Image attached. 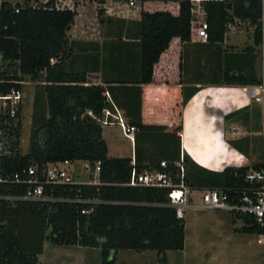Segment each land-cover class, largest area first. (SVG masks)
Returning <instances> with one entry per match:
<instances>
[{"label": "trees", "instance_id": "trees-1", "mask_svg": "<svg viewBox=\"0 0 264 264\" xmlns=\"http://www.w3.org/2000/svg\"><path fill=\"white\" fill-rule=\"evenodd\" d=\"M55 4L53 0L46 3L40 0H23L14 4L0 2V93L21 90L23 76H29L31 80L41 82L45 102V113L33 116L27 154L19 152L20 120L9 132L11 153L0 157V179H9L29 166L40 169L48 163L64 160L99 161V185L54 188L53 194L66 198L78 195L98 199L101 203L93 206L88 215H81V205L9 202L0 198V264H40L39 256L46 242L58 247L96 249L101 264H115V255L120 251L155 252L164 262L167 252L184 250L185 221L178 219L175 210L168 206L167 189L129 187L126 184L132 170L136 173L164 170L160 168L161 161L171 165L180 156L174 159L164 156L166 153H159L157 148L163 139H158L159 133L143 131L138 116L130 121V126L137 130L134 159L108 157L103 128L97 119L103 118L104 110L111 113L110 110L116 107L112 93L114 87L105 89L101 85H85V73L68 68L76 47L67 36L77 15L76 3L73 9H61ZM263 11L262 0L208 2L206 42L223 43L228 25L241 21L247 22L253 30V46H262ZM96 12L102 24V10ZM137 26L141 83H149L154 66L161 54L168 50L171 41L174 38L181 43L191 41V4L188 0H144ZM6 65L13 72L2 71ZM228 82L245 85L247 79L238 73L235 77H228ZM262 82L264 78L251 83L260 86ZM107 92L109 100L105 96ZM88 111L95 118L89 116ZM183 162L187 168L190 160L183 156ZM170 168L175 173L174 168ZM263 169L262 165H255L251 168L226 167L219 174L208 173L206 176L191 173L190 176L186 174L185 183L192 188L208 182L212 187L226 191H242L251 187L246 179L248 172ZM25 190L23 185L0 183V196H22ZM45 192H49L48 187ZM113 202L117 204H111ZM251 221V217L244 219L245 224ZM236 232L264 233L246 225Z\"/></svg>", "mask_w": 264, "mask_h": 264}, {"label": "crops", "instance_id": "crops-1", "mask_svg": "<svg viewBox=\"0 0 264 264\" xmlns=\"http://www.w3.org/2000/svg\"><path fill=\"white\" fill-rule=\"evenodd\" d=\"M70 1L73 6L76 3V8L81 3ZM96 4V11L102 10L104 20L99 26L100 36L88 33L83 38L71 37L80 13L76 9L74 24L67 33L69 42L76 46L68 68L85 73V85L114 87L116 107L110 110L112 117L108 118L114 124L102 128L118 127V120L130 125L131 119L139 116L143 131L159 133L158 139H163L157 148L159 153L174 159L178 155L189 158V176L219 174L226 167H264V116L261 105L248 92V88L258 86L251 83L253 80L264 78V43L254 47L252 39H229L226 35L223 43L200 42L195 38L181 43L174 38L154 66L151 82L141 83L136 36L141 5L130 10L128 4H120L119 0ZM238 73L247 79V84H229L228 77ZM105 96L109 100L108 92ZM185 98L188 99L182 105ZM122 136L129 143L123 145L125 154L111 157L106 143L108 157L134 159V142ZM201 185L192 188L218 189L208 182ZM48 249L51 250L46 256ZM65 251H70V257L62 254ZM124 252L129 251L115 255V264L130 262L118 260L119 253ZM134 259L138 260V256ZM39 263L101 264V258L96 249L58 247L46 242Z\"/></svg>", "mask_w": 264, "mask_h": 264}, {"label": "built area", "instance_id": "built-area-1", "mask_svg": "<svg viewBox=\"0 0 264 264\" xmlns=\"http://www.w3.org/2000/svg\"><path fill=\"white\" fill-rule=\"evenodd\" d=\"M9 1L12 4L21 3L23 0H0ZM48 1V0H47ZM46 1V2H47ZM129 7L141 5L144 0H126ZM152 1H185V0H152ZM191 4V38L196 41L206 42L208 39V22L206 20V5L211 1L226 0H188ZM228 1V0H227ZM264 1V0H262ZM41 3H46L40 0ZM58 7V6H57ZM237 22L229 24L228 28L235 27ZM262 34L264 38V11L262 13ZM245 23V22H243ZM247 23V22H246ZM248 24V23H247ZM249 94L257 104L262 107L264 116V82L260 86L248 88ZM23 95L21 90L11 89L8 93H0V157L10 155L11 136L9 132L17 127L20 120ZM87 114L93 118V114L88 111ZM112 115L109 111H103V118L97 119L102 126L114 124L108 120ZM122 130V134L131 142H134L136 128L124 124L121 120L117 121ZM160 168L164 170H152L143 173H136L132 170L130 180L126 184L129 187H147L167 189L168 206L173 208L178 219L185 220L188 209L194 210H217L229 214L231 217L240 221L242 226H254L258 230L264 231V169L250 170L247 175V181L250 184L249 189L242 191L224 189H203L197 190L189 187L185 183L186 168L183 162V156L178 161L169 165L166 161L160 162ZM174 168L175 173L170 170ZM169 169V170H167ZM101 164L99 161H68L48 163L42 168L29 166L20 172L14 173L9 179H0V183H11L23 185L26 190L22 196H0V198L9 202L30 201L44 203H70L81 205V215H88L93 206L101 203L98 199L82 198L76 195L73 198L54 196V188H65L72 186H94L99 185L98 176L100 174ZM85 177L86 179H82ZM49 192H45V188ZM197 197L199 203L194 202ZM117 204V203H111ZM253 221L245 224L244 219L249 218ZM256 243L264 245V233L256 234Z\"/></svg>", "mask_w": 264, "mask_h": 264}, {"label": "rangeland", "instance_id": "rangeland-1", "mask_svg": "<svg viewBox=\"0 0 264 264\" xmlns=\"http://www.w3.org/2000/svg\"><path fill=\"white\" fill-rule=\"evenodd\" d=\"M47 0H44L46 2ZM61 9H73V3L69 0H53ZM120 4L127 5L125 0H119ZM97 4L90 0H81L76 9L79 16L75 22L71 37L74 39L90 36L99 37L100 23L96 14ZM129 7V6H128ZM100 8V7H98ZM124 8V7H122ZM136 10L135 7H129ZM252 28L245 22H237L235 27L229 29L230 39L246 38L251 41ZM76 32H78L76 34ZM235 36H237L235 38ZM238 40V41H239ZM2 71L7 69V65ZM13 72V71H12ZM19 74V73H18ZM23 103L20 115V145L19 152L27 154L29 151V137L32 130L33 116L45 113L44 95L41 82L31 80L29 76H23L21 82ZM37 100L35 101V99ZM111 119V118H110ZM118 127H104L103 137L109 147V155L118 156L125 154V141ZM82 179H86L83 177ZM194 201L199 203L197 197ZM185 247L182 251L166 253V262L159 260L155 252L144 251L136 253L133 251L119 253L118 260L130 261L128 264H264V245L256 243L254 234L238 233L241 228L238 220L223 211L217 210H193L188 209L185 217ZM51 249L46 251V256ZM70 257V251H65ZM138 256V260L134 259ZM64 257V256H63ZM136 261V262H135ZM126 263V264H127Z\"/></svg>", "mask_w": 264, "mask_h": 264}, {"label": "water", "instance_id": "water-1", "mask_svg": "<svg viewBox=\"0 0 264 264\" xmlns=\"http://www.w3.org/2000/svg\"><path fill=\"white\" fill-rule=\"evenodd\" d=\"M260 81H262V79L260 78ZM88 232L90 233V227L88 226Z\"/></svg>", "mask_w": 264, "mask_h": 264}]
</instances>
